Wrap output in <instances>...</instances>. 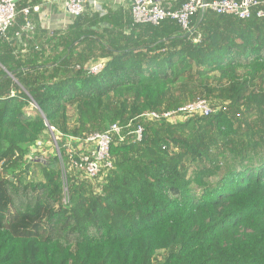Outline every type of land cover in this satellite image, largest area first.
Segmentation results:
<instances>
[{
    "label": "trees",
    "instance_id": "obj_1",
    "mask_svg": "<svg viewBox=\"0 0 264 264\" xmlns=\"http://www.w3.org/2000/svg\"><path fill=\"white\" fill-rule=\"evenodd\" d=\"M42 1L21 0L0 41V264H264V155L239 157L200 188L188 177L239 133L264 131V16L199 12L188 36L175 22L131 26L120 10L88 11L41 47L24 40L21 55L22 10ZM99 60L103 70L88 74ZM211 74L216 90L204 84ZM197 82L213 114L140 119L188 104ZM112 124L141 126L142 138H114L113 170L97 185L74 171L62 182L57 155L39 165L42 180H26L28 150L49 129L84 140Z\"/></svg>",
    "mask_w": 264,
    "mask_h": 264
},
{
    "label": "built area",
    "instance_id": "obj_2",
    "mask_svg": "<svg viewBox=\"0 0 264 264\" xmlns=\"http://www.w3.org/2000/svg\"><path fill=\"white\" fill-rule=\"evenodd\" d=\"M21 0H0V41L7 39V33L14 25L17 15L16 6ZM130 22L131 26L151 25L159 26L165 21L175 22L183 34L191 36V19L199 12L210 11L216 15L233 16L241 20H246L251 16L254 8H257L256 16H264V0H188L179 9L173 10L163 7L158 0H130ZM62 8L69 18H76L86 11L91 13L104 14L100 0H63ZM22 14L28 16L29 10L23 9ZM34 31V26L25 20L19 31L14 34V42L21 55L28 54L23 44L24 40H29ZM197 36L194 41H197ZM38 48H35L37 50ZM104 60L86 68L88 74L96 75L104 68ZM216 109L211 108L204 99H199L188 103L174 111L168 112H148L142 114L140 119L144 121H167L177 123L193 116L208 117ZM54 136V131L49 129ZM143 128L137 126L133 129L123 128L118 124H112L105 132L89 135L86 139H80L70 135H60L62 149L66 158V166L69 171L79 174L82 179L89 182L101 181L102 177L113 170V160L110 155V147L114 138L120 141L129 140L130 142H140ZM57 156L61 154L57 143H55ZM65 182V179H64ZM67 189L64 187V193Z\"/></svg>",
    "mask_w": 264,
    "mask_h": 264
},
{
    "label": "rangeland",
    "instance_id": "obj_3",
    "mask_svg": "<svg viewBox=\"0 0 264 264\" xmlns=\"http://www.w3.org/2000/svg\"><path fill=\"white\" fill-rule=\"evenodd\" d=\"M217 78L216 74L208 75V79L205 80V83L209 89L216 90L217 89ZM200 82V81H199ZM199 82L194 85L199 86ZM264 90V71L262 73L261 78L256 81ZM197 94L191 99V95L187 92L185 96L188 99L187 103L195 101L198 97L200 98L203 95V90L201 87H197ZM213 95H216L214 93ZM202 97V96H201ZM214 96H210L208 100H210L211 104L216 105V101L213 98ZM70 116V125L72 126L75 122V115L72 110L69 111ZM60 143L61 139L57 135L54 136L51 132L47 131L43 133L39 141L35 146L31 147L28 150L27 160L24 162L31 163L29 168H25L27 171L26 180L28 181H40L43 179L40 170V164H43L44 160L47 158H51L57 155V150L55 143ZM217 148L215 153L212 156L213 161L211 163H203V164H192L188 167V177L192 180L193 186L196 188H200L203 183H212L214 180L218 178V175L226 170L233 169L238 166L239 157H244L247 160L256 159L257 157H261L264 155V131L258 134H254L252 132H241L234 140L232 147ZM59 170L61 173V181L64 182L65 175L68 174L69 170L65 169V161L61 156L59 163ZM217 175V176H216ZM79 177V176H78ZM92 183L98 184L100 183L93 181ZM95 185V186H96ZM164 257L163 252L157 253V259L160 261Z\"/></svg>",
    "mask_w": 264,
    "mask_h": 264
},
{
    "label": "crops",
    "instance_id": "obj_4",
    "mask_svg": "<svg viewBox=\"0 0 264 264\" xmlns=\"http://www.w3.org/2000/svg\"><path fill=\"white\" fill-rule=\"evenodd\" d=\"M62 1L63 0H43L39 6L28 9L30 10V17L28 16L29 22L34 26V31L30 35V39L25 40L28 44L32 43L33 46L41 47L42 45L40 44L46 42L51 33L63 32L66 30L67 26L72 23L74 19L69 18L64 13ZM100 1L105 12L106 10H120L122 16L127 18L130 17V0ZM27 43L25 45L26 49L28 48Z\"/></svg>",
    "mask_w": 264,
    "mask_h": 264
},
{
    "label": "bare ground",
    "instance_id": "obj_5",
    "mask_svg": "<svg viewBox=\"0 0 264 264\" xmlns=\"http://www.w3.org/2000/svg\"><path fill=\"white\" fill-rule=\"evenodd\" d=\"M159 2H161L162 0H158ZM77 18V17H76ZM71 19H75V18H71Z\"/></svg>",
    "mask_w": 264,
    "mask_h": 264
}]
</instances>
